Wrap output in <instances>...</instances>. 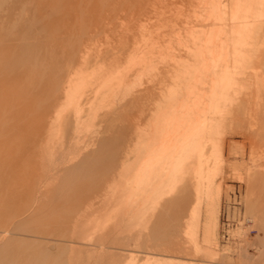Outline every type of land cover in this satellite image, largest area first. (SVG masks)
Segmentation results:
<instances>
[{"label":"rangeland","instance_id":"1","mask_svg":"<svg viewBox=\"0 0 264 264\" xmlns=\"http://www.w3.org/2000/svg\"><path fill=\"white\" fill-rule=\"evenodd\" d=\"M1 1L0 230L11 220L20 230L0 234V264H264V158L248 153H261V141L220 133L223 159L203 167L207 179L157 183L152 164L137 184L155 145L156 104L140 92L181 70L191 36L218 25L215 14L230 24L234 2L220 0L215 12L210 0ZM126 16H139L136 54L89 86L121 52L118 17ZM166 84L162 106L178 88ZM27 106L42 113L14 117ZM35 126L36 141L26 136ZM180 188L188 190L182 208ZM190 209L196 247L184 230Z\"/></svg>","mask_w":264,"mask_h":264},{"label":"bare ground","instance_id":"2","mask_svg":"<svg viewBox=\"0 0 264 264\" xmlns=\"http://www.w3.org/2000/svg\"><path fill=\"white\" fill-rule=\"evenodd\" d=\"M3 1L5 0H2L1 3ZM210 1L212 2L211 9L217 12L220 0ZM231 1L234 3L229 16L230 24L226 23V19L215 14L218 25H213L206 32H200L198 36H191L194 39L193 45L186 47L190 57H186L185 60L180 59L179 63L176 62L181 66V70L174 72L169 77L161 76L162 83L155 82L144 87L140 92L139 95H142V98L145 97L144 94L150 95L156 104L154 105L156 111L154 113L155 122L152 124L155 145L152 148L151 156L144 160L138 170V185L149 180L146 175L152 164L157 170V183L170 184L188 181L195 183V181L205 179V175L207 179L209 172L204 173L203 167L214 160V155H216L217 161L220 160V155L223 159L222 151H216L220 142L218 141L220 133L237 134L248 141H261V146L264 145V0ZM121 18L122 25L119 26L116 34L121 38V52L104 60L106 66L102 67L101 72L96 71L93 82L88 83L89 86L100 85L103 79L110 81L112 71L120 68L122 64L130 63L136 54L133 44L139 36V30H135L139 16L137 18L118 17V19ZM248 42L256 48L244 50ZM81 57L82 55L79 56V58ZM1 67L2 62H0V70H2ZM4 74L1 76L2 79L6 77ZM167 82L178 84V88L170 93L169 100L162 106L159 104L158 98L162 96L160 90L167 87ZM64 84H59V89H63ZM88 85H86L87 88H89ZM172 87L174 88V85ZM69 88H74V83H70ZM65 89L66 86L63 90ZM73 91L78 93L79 89ZM89 91L88 89L87 93ZM35 113L39 116L42 112L40 108L32 107L31 109L27 106L16 112L14 117L31 118ZM16 128L23 129L22 125ZM40 134V126H35L31 127V132L26 133V136L36 141ZM220 140L225 139L222 137ZM229 146L230 144H228V148ZM42 147L39 148V152L43 151ZM256 148L259 149V147ZM256 148L248 151L249 158L255 160L259 155L264 158V148L258 151L261 153H257ZM213 167L214 165H208L207 169ZM218 169L222 177L228 173L220 167ZM257 177H264V171H258ZM197 182L196 190L193 189L196 192L200 185ZM246 183H248L247 191L251 193V189H254L251 180L246 178ZM196 184L193 185V188ZM181 185L179 186L182 187ZM187 196V188L182 190L180 188L178 197L174 198L175 205L182 208L187 201ZM190 210L194 211L195 209ZM197 214L198 211L195 210L190 214V219L188 214L186 219L189 220L184 221L185 234L191 236V244L194 247L197 246V235L192 229L195 228L193 223ZM214 222L215 227L216 218H214ZM11 223L12 228L0 230L1 235L8 237V233L20 230L18 220H11ZM76 230L75 228V233ZM187 244L189 247L188 240ZM191 247L193 248V246ZM195 255L198 256V253Z\"/></svg>","mask_w":264,"mask_h":264}]
</instances>
